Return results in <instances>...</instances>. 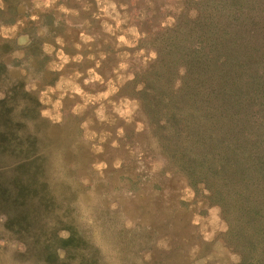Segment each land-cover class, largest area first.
Masks as SVG:
<instances>
[{
  "label": "rangeland",
  "instance_id": "obj_1",
  "mask_svg": "<svg viewBox=\"0 0 264 264\" xmlns=\"http://www.w3.org/2000/svg\"><path fill=\"white\" fill-rule=\"evenodd\" d=\"M3 3L0 264H229L218 209L164 163L134 96L181 1Z\"/></svg>",
  "mask_w": 264,
  "mask_h": 264
},
{
  "label": "trees",
  "instance_id": "obj_2",
  "mask_svg": "<svg viewBox=\"0 0 264 264\" xmlns=\"http://www.w3.org/2000/svg\"><path fill=\"white\" fill-rule=\"evenodd\" d=\"M180 1L134 96L164 163L218 209L229 264H264V0Z\"/></svg>",
  "mask_w": 264,
  "mask_h": 264
},
{
  "label": "clouds",
  "instance_id": "obj_3",
  "mask_svg": "<svg viewBox=\"0 0 264 264\" xmlns=\"http://www.w3.org/2000/svg\"><path fill=\"white\" fill-rule=\"evenodd\" d=\"M51 2H52V0H44V5H45V7L49 6V4H50ZM37 7H39V5H37ZM3 8H4L3 0H0V9H3ZM61 10H62V11H67V9H64L63 7H61ZM31 19H32V20H35V19H37V17H36V16H32ZM19 23H20V21H17V24H19ZM15 30H16V26L13 25L11 29H7V30L0 29V34H2V33L5 32V31H12V32H14ZM81 35L83 36V33H81ZM4 38L7 39L8 37L5 35ZM118 39H119L120 41H124V37H123V36L118 37ZM18 42H19V43H23V39H21V40L18 41ZM60 42H61L60 39L57 38L56 43L59 44ZM44 51H45V52H48V51H49V46L45 45V46H44ZM13 54L15 55V53H13ZM49 54H50V53H49ZM151 57H152L153 59H155V58H156V54H155L154 52L151 53ZM58 58L61 59L65 64L68 63V57L65 56L62 52L59 53V57H58ZM75 59H80V57H76ZM8 67L10 68L11 66L9 65ZM61 67H62V65H61ZM121 67H123V65H121ZM91 71H92V69H89V72H91ZM77 75H79V74L77 73ZM94 79L99 80L100 77H99L98 75H96V76H94ZM84 83H85V84H88L89 81L86 79V80H84ZM60 86H61V84H60V82L58 81L57 84H56V88H48L47 91H48V92L55 91V90L59 89ZM32 89L34 90V85L32 86ZM25 91H30L28 85H25ZM73 91H74L76 94H78V95L81 94V89H80L79 87H75V88L73 89ZM113 91H115V89H113ZM46 95H47V93L44 92V91H42V92L40 93V95H39V101H40V103H41L42 105L47 104V103L50 102V100L45 99V96H46ZM105 95H107V94H105ZM3 98H4L3 94H0V99H3ZM59 105H60V100H57V101L55 102V105H54V106H59ZM74 110H75V109H74ZM41 116H49V112L45 109V110H43V111L41 112ZM119 131L122 132L123 130L120 129ZM113 146H114V147L116 146V145H115V141H113ZM101 151H102V149H101ZM96 167H97L98 169L101 168V167L106 168V167H107V164H104L103 162H101V164L96 165ZM114 167H119V164H118V163L115 164ZM127 226H128V227H131V224H128ZM69 235H70V233H68L67 231H61V233H60V236H61V238H63V239H67V238L69 237ZM205 239L207 240V239H209V237H208V236H205ZM62 258H63V253H61V259H62ZM145 259H148V257H145Z\"/></svg>",
  "mask_w": 264,
  "mask_h": 264
}]
</instances>
